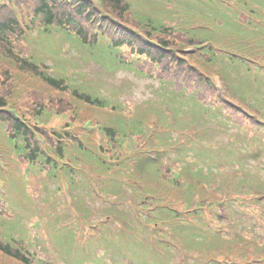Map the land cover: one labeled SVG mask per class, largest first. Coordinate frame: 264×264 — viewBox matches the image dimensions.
<instances>
[{"label":"rangeland","instance_id":"374dc122","mask_svg":"<svg viewBox=\"0 0 264 264\" xmlns=\"http://www.w3.org/2000/svg\"><path fill=\"white\" fill-rule=\"evenodd\" d=\"M126 2L132 13L130 23L166 24L204 43L200 50L209 59L217 90L221 83L227 91L225 103L257 120V109L264 115V0ZM247 5L256 7L246 13ZM64 30L53 28L47 33V28L37 26L26 39L28 54L49 67L48 75L63 77L79 93L105 98L104 107L99 108L104 113L83 107L24 74H15L14 103L31 119L33 107L62 106V111L83 113L102 127L114 125L118 133L110 137L112 143L104 153L98 147H86V137L81 136V146L69 148L65 169L58 174L52 169L54 178L39 174L33 166L17 170L4 159L8 167L2 168L0 182L17 201L7 208L0 205V211L6 209L0 213V225H6L18 240H26L38 260L47 257L43 260L48 264H240L245 252L223 223L229 211L232 218L240 215L231 208L232 199L256 194L251 192L256 182L248 179L257 176L264 192V165L252 172L247 168L261 156L264 131L258 125L242 130L227 126V131L210 103H196L188 96L211 97L210 92L196 93L197 88H189L194 87L190 82L175 83L174 70L163 71L143 61L142 68L135 69L121 64L118 57L124 60L131 55L128 47L115 50L103 40L85 45ZM194 61L195 57L190 58L189 64ZM188 77L193 80V75ZM186 89L194 92L186 94ZM132 110L143 120L136 119ZM60 118L44 117L46 126H62L64 118ZM132 136L146 137L144 144L132 139L123 147L129 151L121 152L119 146ZM175 153L180 159L172 168L177 183L157 182L153 178L157 168L165 169L164 158ZM224 153L227 163L213 161L212 155ZM178 171L190 179L178 176ZM217 178L222 184L227 178V186L208 197L207 184ZM165 187L176 192V198L169 199ZM23 204L29 209L26 212ZM190 208L195 211L192 215L184 211ZM191 217L200 219L203 226L177 222ZM236 226L248 227L245 219ZM174 229L180 234H173ZM257 250L263 251L262 246Z\"/></svg>","mask_w":264,"mask_h":264},{"label":"trees","instance_id":"16d2710c","mask_svg":"<svg viewBox=\"0 0 264 264\" xmlns=\"http://www.w3.org/2000/svg\"><path fill=\"white\" fill-rule=\"evenodd\" d=\"M16 3V7L19 11L27 13L26 20L28 23L19 25L15 22V18L12 16L9 6L6 4L7 0H0V122H4L9 127V131L5 133L8 141L13 147V152L22 161L28 163L29 166L37 167L39 174L46 172L50 178H54L55 174H52V169L55 165L45 158L39 151L38 147L33 141L32 133L26 129L19 122L12 119L4 109L7 108V96L11 95V88L15 85V74L22 73L27 74L35 79L41 78L44 83L49 86L52 90L65 92L68 91L69 87L65 83L64 79H55L46 74V67L41 68L36 62H34L28 54L26 49V39L29 37L30 32L37 26L42 28H48L47 31L54 27L57 29H65L66 32L76 34L79 38H82L83 43L88 40L95 41L96 34L89 35L86 33L80 25L82 20L86 21L94 13L92 9L85 2L78 4L80 0H66V3L61 2L62 0H12ZM75 3V6H73ZM103 5L109 11L114 13L120 19L127 23H130L128 16L130 15V7L126 0H103ZM13 9L15 5L13 4ZM86 11H90L86 15ZM86 15V16H85ZM125 15V16H124ZM86 19V20H85ZM129 21V22H128ZM109 22L108 20L105 21ZM134 26L138 27L137 23ZM140 28L145 35L139 36L135 33L129 32L127 29H119L116 26L108 27V33L112 34L111 31H120L123 35L113 37L108 34L112 42V46L115 47H128L131 55L138 58L139 61L147 62L151 66L157 67L163 71L171 68L169 64H176L180 70L176 74L175 83H182L179 80L181 71L187 70L189 74L193 75V78L197 79V92L205 91L210 92L211 87L208 81L200 75L198 72L193 71L174 55L173 51L170 50L172 46L183 48L186 44L194 42L193 39L188 38L186 35L176 32L168 25L154 26L147 23L144 27ZM48 33V32H47ZM144 38L149 40L155 39V44H150L145 41ZM173 38V39H171ZM125 60V59H124ZM123 64H131L129 61L125 62L120 60ZM136 68H142V66L136 65ZM169 73V74H170ZM188 74V75H189ZM187 76L186 74L181 77ZM173 80V79H172ZM6 90V93L4 92ZM76 99H80L84 102H88L94 105L104 106V103L98 98H92L87 94H78L77 90H70ZM202 103L206 102L207 97L197 96ZM39 100V98H38ZM44 107V108H43ZM47 106L38 105L33 107L32 119L36 121L37 125H41L42 121L40 117L42 114H48L54 119L63 116L64 120L74 118L76 115L75 111H62L61 107H53L46 109ZM29 112V111H27ZM7 115H6V114ZM69 124V123H68ZM42 131L41 128L38 127ZM107 133L106 140L101 143L102 152H108V145L112 143L110 137L113 133L116 135L118 131L112 130L109 127H103ZM58 156L64 157L62 146H56ZM55 172V169H54ZM173 176L167 181L171 185L176 184V174L172 173ZM15 243V242H14ZM0 253L6 257L18 258L19 261L24 264H37L33 260L32 256L21 246L12 247L10 243L0 239ZM46 264V263H39Z\"/></svg>","mask_w":264,"mask_h":264}]
</instances>
